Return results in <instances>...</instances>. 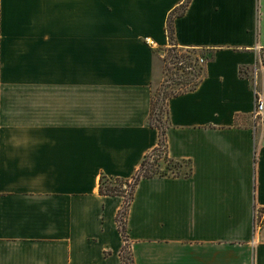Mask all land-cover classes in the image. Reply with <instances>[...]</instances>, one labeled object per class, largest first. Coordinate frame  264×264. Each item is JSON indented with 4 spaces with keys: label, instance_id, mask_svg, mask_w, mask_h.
<instances>
[{
    "label": "crops",
    "instance_id": "crops-1",
    "mask_svg": "<svg viewBox=\"0 0 264 264\" xmlns=\"http://www.w3.org/2000/svg\"><path fill=\"white\" fill-rule=\"evenodd\" d=\"M184 0H0V264H123L130 179L158 146L153 82ZM175 42L204 50L169 101L167 150L189 172L142 177L135 264H264V0H191Z\"/></svg>",
    "mask_w": 264,
    "mask_h": 264
},
{
    "label": "rangeland",
    "instance_id": "rangeland-1",
    "mask_svg": "<svg viewBox=\"0 0 264 264\" xmlns=\"http://www.w3.org/2000/svg\"><path fill=\"white\" fill-rule=\"evenodd\" d=\"M175 52L182 53L185 57L184 65H189L185 68H179L180 62L175 61L173 54ZM204 50L193 49V48H172V45L165 48L162 51V59L157 64L156 77L153 82V102L154 109L152 114L153 122L160 125L161 128H165L169 124V101L172 98L170 92L176 91L184 92L190 89L192 83L190 79L195 77L194 73L198 72V69L202 70L204 63L200 61L203 57ZM189 62V63H187ZM259 69V78L261 72V64L257 66ZM200 77V76H199ZM189 82V83H188ZM264 116V115H263ZM164 152L158 151L150 153L149 161L150 164H155L156 168L160 171L173 173H183L189 172L190 163L183 160H171L169 163L164 160L163 157L157 161L156 158L159 157ZM146 169H143L145 171ZM128 181V182H127ZM135 178L129 179H112L108 184L110 187H115L121 189L124 194H126L128 200H130L132 190L134 189ZM123 218L124 215H122Z\"/></svg>",
    "mask_w": 264,
    "mask_h": 264
},
{
    "label": "trees",
    "instance_id": "trees-1",
    "mask_svg": "<svg viewBox=\"0 0 264 264\" xmlns=\"http://www.w3.org/2000/svg\"><path fill=\"white\" fill-rule=\"evenodd\" d=\"M190 1L191 0H184V2L171 14V16L168 19V27L167 28H168V34H169V38H170L172 48H178V46L176 45V42H175V28H174V22H173L174 17L184 13V11L187 8ZM173 57L175 58L174 59L175 61L180 62L179 68H185V67L189 66V65H184L185 57L182 53L175 52L173 54ZM187 63H189V62H187ZM194 74H195V77H192L189 81L190 83H192L189 90L196 88L197 85L200 83V81L202 79V75H203V69L202 70L198 69V72L194 73ZM184 92H186V91H184ZM180 93H182V92H178V93L176 91L170 92L171 97L176 96ZM153 109H154V102L152 99L151 122L153 125L157 126L160 129V141H159V144L157 147H155L152 151H150L149 153H147L144 156L140 167L138 168V170L134 174V176H133L135 178L134 188L142 177H151V176H155V175L168 174V172H163V171H160L159 168H156L155 164H150V161H149L150 153L152 154L153 152L163 151V149H164V152H163L164 154L161 153V155L159 157H157L156 160L159 161L163 157V155H164V160L168 163L171 160H174L173 158L170 157L168 150H167L166 134H167V127L168 126H166L165 128L162 129L160 125L153 122V119H152ZM143 169H146V170L143 171ZM173 174L179 175L181 173L178 172V173H173ZM119 179L120 178H117L116 180L118 181ZM110 181L111 180H107L105 178V176L102 177V181H101V191L102 192L108 193V194H124V192L121 189L108 186L109 185L108 183ZM133 192H134V189L132 190V194H131L130 199L133 196ZM124 195H126V194H124ZM129 203H130V200H128V198L126 196L125 204H124L122 210L120 211V213L118 215V222H119L120 228L123 232L124 240H125V243H124V246L122 249L123 264H135L133 253L131 250V246L128 242V237H127V233H126V217H127V211H128ZM122 215H124L125 218H123Z\"/></svg>",
    "mask_w": 264,
    "mask_h": 264
},
{
    "label": "built area",
    "instance_id": "built-area-1",
    "mask_svg": "<svg viewBox=\"0 0 264 264\" xmlns=\"http://www.w3.org/2000/svg\"><path fill=\"white\" fill-rule=\"evenodd\" d=\"M200 61L202 63H205L206 60L204 57H201ZM252 83H253L255 100H256L254 117L258 119V118H262L264 115V90L260 86L259 69L257 68V66L255 67L252 76ZM262 225H264V205L261 208L256 209L255 226L257 229H259Z\"/></svg>",
    "mask_w": 264,
    "mask_h": 264
}]
</instances>
